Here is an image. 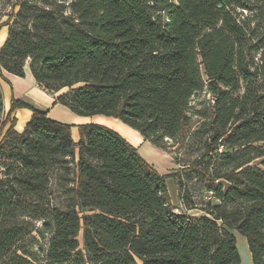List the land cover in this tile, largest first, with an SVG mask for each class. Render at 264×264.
Wrapping results in <instances>:
<instances>
[{
	"label": "trees",
	"instance_id": "1",
	"mask_svg": "<svg viewBox=\"0 0 264 264\" xmlns=\"http://www.w3.org/2000/svg\"><path fill=\"white\" fill-rule=\"evenodd\" d=\"M3 26L0 69L156 148L184 141L192 97L206 91L212 107L188 136L199 154L168 175L195 218L117 133L84 124L76 142L71 125L16 99L2 120L0 91V264L28 263L19 244L34 233L46 264H240L233 232L264 264V0H17ZM18 109L31 113L21 132Z\"/></svg>",
	"mask_w": 264,
	"mask_h": 264
},
{
	"label": "rangeland",
	"instance_id": "2",
	"mask_svg": "<svg viewBox=\"0 0 264 264\" xmlns=\"http://www.w3.org/2000/svg\"><path fill=\"white\" fill-rule=\"evenodd\" d=\"M17 0H0V24L7 21L8 16L11 13V7L15 4ZM8 35V26H3L0 29V46L5 41ZM1 91V89H0ZM2 92V91H1ZM3 95V117L8 113L11 107V101L13 97L9 99L8 93L5 91L2 93ZM211 107H212V97L203 91L202 93L191 98L188 106V115L190 116V124L188 129L186 130V137L183 142L180 144H176L173 141H167L165 144V148L158 150L153 147L151 144H143L142 136L135 130L129 128L125 124H123L120 120L106 117V116H91V117H79L80 121H84L86 123L83 124H96L99 126H103L113 132L117 133L123 139H125L128 143L134 146L140 156L144 158L149 164L154 166V169L163 176H166V187L168 191V195L170 198V202L172 203L175 212H181V203L179 201V191L176 185V182L173 177L168 175H172L177 171H181L183 168L182 165L188 161H192L198 154L200 146L189 140L188 136L193 132L197 131L200 125L203 122L202 115L209 116L211 115ZM66 113L72 112L63 108ZM30 111L27 109H18L9 116V120L15 118L14 128L17 132H21L30 119ZM55 117L56 120L63 122L65 124H70L72 121H69L65 115L60 111V109L55 108L51 112V118ZM81 123V125H83ZM80 125V126H81ZM9 123H7L2 131L1 135L5 133L8 129ZM76 134L73 132V139L77 142ZM176 161H180V165L176 164ZM67 174H65L66 176ZM58 175L54 174L51 178V188L50 191L52 193V201L55 205H64L66 201V194L59 189L58 186ZM63 181V179H61ZM189 184L190 191L193 194V199L195 203L200 206L201 203L207 200V195L203 193V189H201L200 185ZM71 186V185H70ZM195 213V212H194ZM197 214V213H196ZM36 228L41 227V223L35 224ZM236 239V247L239 253L240 264H252L251 255L248 250L246 240L237 232H233ZM20 247H23L26 251L31 253L32 258H28V263L26 264H46L44 261V252L47 249V238L40 237L36 233L31 234L28 237H25L23 241L19 244Z\"/></svg>",
	"mask_w": 264,
	"mask_h": 264
},
{
	"label": "crops",
	"instance_id": "3",
	"mask_svg": "<svg viewBox=\"0 0 264 264\" xmlns=\"http://www.w3.org/2000/svg\"><path fill=\"white\" fill-rule=\"evenodd\" d=\"M0 89H1L2 93L5 91L8 93L9 99L11 97H13V99L20 100V101L30 105L32 108H34L36 110L47 112V116L50 119L57 121V122H60V121L56 120L57 118H55V117L51 118V112L55 108L60 109V111L65 115V117L69 121H72L70 124H66V125L72 126V128H71L72 138H73V132H75L76 137H77L76 139L77 140L79 139L78 127L81 125V123L83 124L86 122H84L83 120L80 121V119H78L79 117H77V115H75L74 113H72L73 115H70V113H66L63 109L65 107H63L59 104L54 105L53 104L54 103L53 96L44 92L39 87V85L33 80V78L28 74V72L25 74L24 78H19V77L11 75V74L5 72L4 70L0 69ZM60 123L65 124L63 122H60ZM143 144H151V143L149 141H146L143 139ZM153 147H155V146H153ZM156 149L161 151V149H159V148H156ZM149 165L154 168V166L152 164H149ZM181 208H182L181 209L182 212L186 213L187 215H189L191 217L196 218V217H199L201 214L197 210H186L182 206H181Z\"/></svg>",
	"mask_w": 264,
	"mask_h": 264
}]
</instances>
